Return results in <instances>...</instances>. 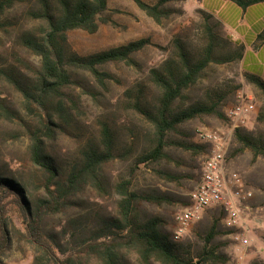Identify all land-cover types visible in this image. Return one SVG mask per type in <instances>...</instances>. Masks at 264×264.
I'll return each mask as SVG.
<instances>
[{
	"label": "rangeland",
	"instance_id": "1",
	"mask_svg": "<svg viewBox=\"0 0 264 264\" xmlns=\"http://www.w3.org/2000/svg\"><path fill=\"white\" fill-rule=\"evenodd\" d=\"M28 1L18 0L15 6L7 9L0 18V65L21 68L24 73L30 74L29 69L38 68L39 57L20 45L19 36L26 30L38 33L43 24L24 17ZM142 1L155 5L158 0ZM202 2L203 0L169 1L163 8L170 11V16L156 23L132 0H108L107 10L99 17L100 24L96 33L88 34L81 30L67 33L70 47L80 56H88L142 39L150 40L151 45L131 56L134 65L120 62L102 67L101 71L110 74L113 79L106 83V89L98 88L95 97L82 94L79 87L70 91L73 96L79 98L77 111L70 112L72 127L62 134L55 135L51 141L45 139L48 150L62 166H67L77 158L81 147L87 141L97 139L100 122H107L120 138L119 149L133 144L137 156L147 145L146 136L151 135L152 128L140 115L128 109L125 92L141 86L146 88L148 99L156 96L157 89L149 78V71L159 69L163 61L174 53L177 40L193 53L200 52L205 47V26L217 21L214 18L208 20L198 12H205L201 8ZM218 25L222 27L219 23ZM221 27L219 30L223 35L220 37L225 40L227 36L232 43H236ZM226 50L221 42L216 55L223 56L227 54ZM241 60L224 64L211 62L202 72L198 82L183 92L188 104L194 101L218 102V111L222 117L202 116L181 124L176 133L169 134L170 144L164 151L170 161L142 165L133 175L130 173L135 158L126 162L116 159L102 168V175L111 185L120 179L131 178L132 191L170 200L160 206L140 203L136 206V213L142 220L161 219L164 230L172 238L177 230L176 217L186 207L188 196L201 175L206 148L198 134L205 131L227 132L226 110L241 97H245L253 104L254 113L245 127L238 131L264 142V121L258 119L260 115H264V98L256 88L246 82ZM76 77L80 82L92 83L87 73L78 72ZM0 97L5 99V104L17 117L14 122L0 118V173L7 176L15 174L27 185L30 193L35 197L40 196L43 192L44 176L28 159L30 141L24 124L31 128H44L40 118L43 113L36 109L30 111L23 98L1 79ZM234 134L225 164L232 173L239 176L243 189L251 193V197L240 205L246 229L226 228L221 212L213 208L206 210L200 220L190 226L179 243L189 249L193 258L198 257L201 252L210 253L212 259L205 264H264V157L254 159L250 150L243 149ZM176 143L193 144L204 147L205 150H184ZM161 172L174 175L178 180L167 181L158 174ZM108 193L99 196L87 190L75 200L80 206L75 205L44 220L43 230L46 237L57 236L55 240L60 244L63 255L55 254L60 260L69 257L73 264H101L94 256H83L82 250L88 235L99 227L96 217L111 216L115 213L118 197L111 189ZM4 203L7 205L5 216L9 242L0 257V264H33L34 257L40 254L35 252L29 242L23 216L11 199L4 200ZM245 206L249 210L243 211ZM72 220L75 227L79 228L76 231L68 228V223ZM213 226L216 235L206 244V237ZM64 227L69 232H74V237H71V234L66 238L55 235ZM241 236L248 240L247 244L237 240ZM48 243L51 244L50 240ZM125 256L124 264H138L135 254L126 253ZM41 264L52 263L43 257ZM198 264L201 262L198 261Z\"/></svg>",
	"mask_w": 264,
	"mask_h": 264
},
{
	"label": "trees",
	"instance_id": "2",
	"mask_svg": "<svg viewBox=\"0 0 264 264\" xmlns=\"http://www.w3.org/2000/svg\"><path fill=\"white\" fill-rule=\"evenodd\" d=\"M17 1L0 0V18L7 9L14 7ZM132 1L154 22L160 23L171 14L163 5L174 0H158L155 5H148L142 0ZM224 1L235 4L242 11L264 3V0ZM107 5L108 0H29L24 17L39 21L43 26L38 33L23 31L19 41L25 50L39 57V66L35 70L29 69L31 73L27 74L21 68L0 65V79L23 98L30 111L36 109L43 113L40 118L44 127L31 128L24 124L30 141L28 159L44 176L42 194L35 197L15 174L7 176L0 173V257L9 242L5 216L7 205L4 200L11 199L23 216L29 242L35 252L40 254L34 257L33 264H41L43 257L52 264H73L69 257L60 260L56 256L55 253L63 255V252L55 240L57 236L46 237L44 234V220L77 205L75 200L87 190L103 196L109 194L111 189L118 197L115 213L111 216L96 217L99 227L84 241L86 245L82 250L83 256H94L101 264H124L126 253L135 254L138 264H198V261L205 264L212 259L210 253L201 252L198 257L193 258L183 244L172 241L171 235L164 230L161 219L142 220L136 213V206L140 203L160 206L170 200L132 191L131 178L120 179L111 185L101 172L105 165L116 159L126 162L135 158L130 175L142 165L168 162L170 159L164 149L170 144L169 134L176 133L181 124L202 116L222 117L218 111V102L194 101L188 104L183 92L198 82L202 72L211 62L224 64L241 60L245 48L243 45L232 43L227 36L225 40L222 39L218 21L205 26L207 44L200 52H191L185 44L177 40L174 53L163 61L159 69L149 71V78L157 89L156 96L148 99L146 88L141 86L125 92L128 109L140 115L152 128L151 135L146 136L147 145L139 154L135 155L133 144L119 149L120 138L107 122H100L97 139L87 141L81 147L77 158L67 166H62L48 150L45 139L51 141L55 135L62 134L72 127L70 112L77 111L79 98L73 96L70 91L79 87L82 94L95 97L97 89H106V83L113 79L110 74L101 71L102 67L120 62L134 65L131 56L151 45L150 40L142 39L88 56L73 52L67 40V33L75 30L88 34L96 33L100 24L99 17L107 10ZM198 12L208 20L213 19L210 14L201 10ZM221 29L223 30L222 27ZM262 38L263 34L258 37V41ZM221 42L224 43L227 54L217 56L216 50ZM78 72L87 73L92 83L78 81ZM244 78L264 98V81L249 73H245ZM0 118L9 122L17 119L16 113L10 110L5 104V99L1 97ZM258 119L264 121V115H260ZM234 137L243 149L250 150L254 159L264 157V142L261 139H254L250 134L238 130L235 131ZM176 144L184 150H205L204 147L193 144ZM158 174L167 181L178 180L176 176L168 173ZM74 227L72 220L68 223V228L72 231L79 229ZM68 234H71V237L75 235L64 227L55 235L66 238ZM215 235L213 226L206 237V244L212 241Z\"/></svg>",
	"mask_w": 264,
	"mask_h": 264
},
{
	"label": "built area",
	"instance_id": "3",
	"mask_svg": "<svg viewBox=\"0 0 264 264\" xmlns=\"http://www.w3.org/2000/svg\"><path fill=\"white\" fill-rule=\"evenodd\" d=\"M253 113L254 106L251 101L241 97L225 112L227 132L205 131L198 134L201 143L206 148V155L202 163L200 178L188 196V203L176 217L177 230L172 241L179 242L190 226L199 221L206 210L213 208L221 212L226 228L246 229L240 205L251 197V193L243 189L236 173L226 178L224 168L233 134L245 127ZM244 210H249V208L245 206ZM237 240L243 244L248 243L243 236L238 237Z\"/></svg>",
	"mask_w": 264,
	"mask_h": 264
},
{
	"label": "crops",
	"instance_id": "4",
	"mask_svg": "<svg viewBox=\"0 0 264 264\" xmlns=\"http://www.w3.org/2000/svg\"><path fill=\"white\" fill-rule=\"evenodd\" d=\"M201 8L220 22L236 44L245 47L241 60L244 72L257 75L264 81V3L242 11L228 1L203 0ZM262 34V40L258 41ZM230 174L232 172L225 164V177L229 178Z\"/></svg>",
	"mask_w": 264,
	"mask_h": 264
}]
</instances>
